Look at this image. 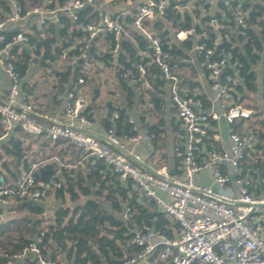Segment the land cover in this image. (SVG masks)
I'll use <instances>...</instances> for the list:
<instances>
[{"label":"built area","instance_id":"2783aa9c","mask_svg":"<svg viewBox=\"0 0 264 264\" xmlns=\"http://www.w3.org/2000/svg\"><path fill=\"white\" fill-rule=\"evenodd\" d=\"M8 1L12 11L0 20V61L10 80L9 91L0 102V143L14 130L20 129L32 138L43 136L51 142L63 141L76 148L79 157L69 162L55 155L33 163L16 180L0 187V213L30 200L36 205L44 203L52 191L66 185L62 168L77 171L103 164L117 174L121 183H133L139 201L154 203L173 225H178L173 237L152 225L138 227L131 239L138 251L126 254L118 262L105 261L104 264H137L139 261L145 264H264V226L254 218V213L260 209L258 205L264 204V180L261 183L249 172L243 174L242 168L251 136L229 128V147L219 149L216 143L221 135L213 128V122L221 119L233 127L239 119H250L252 110L240 104L230 106L222 113L203 109L200 102L181 86L178 61L164 48L161 37L145 24L148 19L162 18L173 3L181 0H141L132 15V25L150 44L140 50L139 61L124 68L122 74L119 72L126 81L157 71L167 82L184 136V142L174 148L180 174L171 173L167 167L152 169L146 166L138 148L143 142H151L155 135L147 125L140 129L133 118H129V122L136 132L131 135L120 136L113 127L106 129L102 137L90 133L93 117L89 116L86 97L78 88L86 82L84 76L58 96L64 101L61 120H41L23 91L25 80L15 63L17 55L12 50L16 45L20 46L19 49L23 45L29 48V36L24 25L43 27L69 18L85 37L83 48L86 50L78 58L83 56L82 60H90L92 57L87 51L99 37L110 43V52L113 51V42L120 43L126 33L120 19L104 15L96 20H82L81 12L89 7L95 8L96 0H65L54 7H47L50 0H45V5L28 7L19 0ZM207 1L233 10L236 26L231 29L232 32L237 37H247L250 28L248 12L241 9L242 3L247 0ZM15 28L19 31L9 36L8 32ZM191 34V30L181 29L176 32L175 38L185 41ZM196 49L203 57L216 98L227 97L243 81L236 73H229L233 65L231 55H216V48L208 47L204 42H200ZM82 71L89 74L85 69ZM262 89L264 91V83ZM45 163L54 164L57 171L47 179L38 177L35 172L38 166ZM227 166L231 167V174L225 172ZM208 170L212 171V183L199 182L198 176ZM129 211L130 208L126 207L122 217L128 218ZM44 236V231L35 233L5 264L27 259L38 264H58L43 257ZM1 255L3 250L0 248ZM152 256L155 258L151 259ZM103 259L106 260L105 257Z\"/></svg>","mask_w":264,"mask_h":264},{"label":"trees","instance_id":"16d2710c","mask_svg":"<svg viewBox=\"0 0 264 264\" xmlns=\"http://www.w3.org/2000/svg\"><path fill=\"white\" fill-rule=\"evenodd\" d=\"M19 1L28 7L43 4L45 0ZM50 1L47 7H54L56 3H62L65 0ZM189 1L191 0H185L184 3ZM178 4L179 2L173 3L162 18L153 21L155 34L161 37L164 48L169 50L172 55H176V46L168 44L172 39L169 31L164 28V21L171 22L172 26L178 30H189L194 27L197 34L202 35L207 32V37L201 39L200 42L206 43L208 47H215L216 55L230 54L233 68L229 69V73L234 74L237 71L238 76L243 79L242 83L245 88L256 92L257 74L254 67L264 61V6L261 3L251 4L248 0L243 2L241 9L248 12V22L250 24L247 37H238L237 40L233 37L232 41L224 40L222 44L215 46L213 20H216L217 24L223 22L226 26L234 24V11L221 6L227 19L221 20L223 17L220 14L214 17H204L202 18V23H207V25L202 28L199 23L193 24L188 14L182 15L177 9ZM235 6H237V3ZM94 10V7H89L81 12L82 20H91ZM11 11L12 6L9 1L0 0V20L5 19ZM197 16H199V13H197ZM132 21L133 17L128 18L129 23H132ZM59 25V35L63 39L69 40L68 43L64 44V47L70 46L72 44L71 39L75 35L71 34L70 30L72 29L73 33L76 32L73 28L74 23L69 18H63ZM56 26L54 24L49 25L44 27L42 31L34 26L30 29L33 33L26 31L25 33L29 36L28 46L34 49L36 54H40L44 50L45 58L51 57L54 59L51 54V46L56 40L54 36L57 31ZM225 30L224 28L221 29L223 34L226 32ZM18 31L19 29L15 28L10 30L8 34L12 36ZM44 33L45 36L42 35ZM69 36L70 38L67 39ZM132 36V39L123 37L118 45L116 42L112 43L113 49L119 47L120 50L118 60L123 67L120 69V74H122L124 68L139 61L140 50L147 48L150 44L149 40L140 32L132 31ZM79 46L68 54L70 56H80L83 50L86 49L83 48V45L81 49L78 48ZM19 48L20 46L16 45L12 53L17 55L15 63L21 76L25 78L31 55L26 48L22 49V53L19 54ZM89 55L92 57L90 60H100L105 65L112 66L114 56L111 52L99 55L93 46L89 51ZM83 63L84 60L77 64L74 73L71 72V69L56 73L58 92H65L67 84L73 78L72 75H74V83L81 76L88 78L82 71ZM119 81L122 90L126 92L128 104L130 106L133 105L135 93L121 75L119 76ZM30 87L24 82L23 91L25 94L31 93ZM236 88L241 90L242 85H238ZM200 98L205 108L210 106L209 101L205 98ZM151 101L156 108L161 109L162 100L152 97ZM87 111L89 116L92 117L90 106ZM114 113H117V117H114ZM129 118L125 108H116L114 105H110L108 113L103 119V124L106 129L113 127L120 136L131 135L136 131L133 128L134 125L129 122ZM162 125V119L157 123L147 124L149 131L155 135L152 140L155 145L163 135ZM16 132L17 135L13 134L0 143V187L16 180L33 163L45 161L55 155L69 162H74L79 157V151L63 141L51 142L43 136L32 138L24 134L20 129H17ZM1 134L0 128V136ZM25 138L28 139L27 142H24ZM29 144H31L30 147H28ZM243 166L245 167V165ZM260 169L261 171L263 170V168ZM253 170L251 172H254ZM35 172L38 177L45 179L57 173L56 166L52 163L38 166ZM246 172V168L243 169V174ZM61 174L66 181V185L56 189L55 196L63 202H67L66 199L68 198V202L74 204V206L71 207L70 203L58 206L50 219L42 217L44 208L39 205L26 203L24 206L14 207L13 209L21 212L23 216L3 222L0 221V248L3 250V255L0 256V264H5L9 257L20 251L27 244L29 238L40 231L45 232L42 245L43 257L58 264H62L59 260L61 254H64L71 264H104L105 261L108 263L118 262L126 254L138 251L139 248L131 243V239L134 230L144 225L160 228L169 237L175 235L178 225H173L163 213L157 210L154 203L139 201L137 199L138 191L134 189L133 183L131 181L121 183L117 174L113 173L105 165L99 164L96 167L80 168L77 171L62 168ZM100 199L108 203L110 209L104 208ZM126 207L130 208L129 216L128 218H123L122 214L125 212ZM58 252H60V255H58ZM154 258L155 256L151 257V259ZM31 264L37 263L33 260Z\"/></svg>","mask_w":264,"mask_h":264},{"label":"crops","instance_id":"0c3cea01","mask_svg":"<svg viewBox=\"0 0 264 264\" xmlns=\"http://www.w3.org/2000/svg\"><path fill=\"white\" fill-rule=\"evenodd\" d=\"M184 1L185 0L179 1L177 9L182 15L188 14L191 17L193 24H196L198 22L197 19H199V24L201 25L202 18L208 16L214 17L217 14H220L223 17L221 20L227 19V16L223 11L224 9L219 4H211L207 0H191L186 3H184ZM248 1L251 4L261 3L264 6L263 0ZM140 2L141 0H96V6L93 11L92 19H100L104 15L116 16L120 19L124 29L126 30L123 37L132 39V31L137 30L132 23L128 22V18L133 17L132 15L136 12ZM44 3L43 5L46 4ZM197 13H199V16H197ZM200 15H202V17L197 18L200 17ZM155 19H148L145 22L147 27L152 30L153 33H156L153 26V21ZM59 24L60 23L55 24L57 25V31L54 34L56 40L51 46V54L54 59L51 57L45 58L44 50H42L40 54H36L34 49L25 47L31 55V59L28 63L27 74L24 78L25 82L31 86V93L26 95L29 101L33 103L35 110L40 116V119L43 121L44 119H51L53 121L62 119L64 113V101L58 96L64 94L70 87L73 86L74 75H72L73 78L70 80L69 84H67L65 92L62 93L57 91L58 78L56 73L59 71H69L70 69L71 72L74 73L77 64L80 62L77 63L78 56H70L68 53L75 49L78 45H80L78 47L80 49L82 45L84 46V35L73 26L76 32L73 33L72 29L70 30L71 34H75L71 39L72 44L64 47V44L68 43L69 40H65V38L63 39L59 35ZM213 24L215 42L218 45L222 44L224 40L232 41L233 37H235L236 40L238 39V37L231 30L236 26V22L226 26L223 22L217 24L216 20H213ZM34 26L41 29V31L44 27H47H40L37 25L27 27L24 25L23 28L26 32L31 31L30 29ZM164 28L169 31L172 39L168 43L176 46V55L174 54L173 57L179 63L178 74L181 80V86L200 102L203 109L222 113L228 107L240 104L252 110V116L250 119H239L233 127H229L221 119L213 122V128L215 129L214 131L219 132L221 135L220 141L216 143L219 149H228L229 147V128H233L243 135L251 136V145L243 160L242 168H246L247 172L262 183V180H264V91L262 89L264 83V61H261L254 67L257 74L256 92L247 90L241 82V90L236 88L231 91L227 97L218 99L216 98L215 91L212 89L208 72L204 66L203 57L199 55L196 49L200 40L207 37V32H204L202 35L197 34L193 27L192 29H189L192 31L189 39L185 41H178L175 38V34L179 30L174 28L171 22L164 21ZM222 28L226 29L224 34L221 31ZM42 35L45 36V33ZM69 38L70 36L67 39ZM236 43L238 44V42ZM24 46L25 45L18 50L19 54L22 53ZM94 47L96 53L99 55L110 52V43L100 37L96 40ZM111 53L114 56L112 66L105 65L104 62H101L100 60H84L83 63V69L88 71L89 74L87 75L88 78L86 79V82L83 85H79L78 88L79 92L86 97L87 103L91 108L93 124L89 128L90 133L97 137H102L105 134L106 128L104 127L103 119L106 117L110 105H114L116 108H125L129 117L135 120L140 129H143L147 124L157 123L162 119L163 125L161 127L163 129V135L161 136V139L156 145L153 141L143 142L139 146L138 150L143 155L147 167L152 169L167 167L171 173L180 174V168L175 157L174 148L178 143L181 144L184 142V136L176 115L175 106L170 98L167 82L157 71L150 72L146 77H134L130 80H126L127 84L135 93L134 104L130 106L128 104L126 92L122 90L119 77L116 76V62L119 65V72L120 69L123 68L119 64V60L115 58L116 53H119L120 56L119 47L113 49ZM235 73L238 75L237 71H235ZM9 88L10 80L7 77L4 67L0 61V102L6 97ZM140 91L146 95V98L140 97V95L142 96ZM152 97L162 100L163 105L161 109L155 107L154 103L151 101ZM200 97L209 101L210 106L205 108ZM16 130H14L9 136L13 134L17 135ZM25 140L26 142L28 141L27 138H25ZM30 146L31 144H29L28 147ZM32 155L34 156V154ZM145 164L143 166H145ZM243 165H245V167ZM260 168H263V170L261 171ZM251 170L254 172H251ZM226 171L231 174V167L227 166ZM198 181L204 184L212 183V171L208 170L200 174L198 176ZM66 201H68V198ZM16 206H20V204ZM16 206H13L8 210L6 209L0 213V221L3 222L5 220L16 218L15 216L11 217V214L21 213L13 209ZM52 217L53 216L47 218L50 219ZM254 218L259 219L260 223L264 226V208L257 210L254 213ZM58 255H60V252ZM59 260L62 264H71L64 254L60 255ZM32 261L33 260L31 259H27L24 261H17L16 264H31ZM36 263L38 264L37 261ZM137 264L145 263L143 261H139Z\"/></svg>","mask_w":264,"mask_h":264},{"label":"rangeland","instance_id":"374dc122","mask_svg":"<svg viewBox=\"0 0 264 264\" xmlns=\"http://www.w3.org/2000/svg\"><path fill=\"white\" fill-rule=\"evenodd\" d=\"M195 14V13H194ZM202 17V15H200V17H197V18H201ZM197 23H200V20L199 19H197ZM207 25V23H202L201 25H200V27H202V28H204L205 26ZM142 91H140V93H141ZM142 94V96L140 95V97H142V98H146V95L144 94V93H141ZM117 97V96H116ZM100 201L102 202V205H103V207L104 208H106V209H110V206H109V204L108 203H106L105 201H103L102 199H100ZM44 203H45V207H44V213H43V217H45V218H47V217H50V216H53V214H54V211H55V208H57L58 206H60V205H67L68 203H70V202H63V201H61V200H57L56 198H55V196H54V191H52L46 198H45V201H44ZM70 206L72 207V206H74V204H72V203H70ZM12 216H15L16 218H19V217H21V216H23L22 215V213H19V214H11V217Z\"/></svg>","mask_w":264,"mask_h":264},{"label":"water","instance_id":"95a60500","mask_svg":"<svg viewBox=\"0 0 264 264\" xmlns=\"http://www.w3.org/2000/svg\"><path fill=\"white\" fill-rule=\"evenodd\" d=\"M89 51H90V50L87 51V54L89 53ZM89 57H91V56H89ZM118 57H119V53H116V54H115V58H116L117 60H118ZM83 58H84L83 56H81L80 58H78V59H77V63L81 62ZM116 76L119 77V65H118L117 62H116ZM25 142H26V140H25ZM233 178H234V177H232V179H233ZM1 180H2V178H1ZM29 203L34 204L35 201L30 200ZM25 204H26V202H22V203H20V206H24ZM35 204H36V203H35ZM37 204H38L40 207H44V203H43V202H39V203H37ZM258 207H259V208H264V204H260V205H258ZM56 249H57V246H56ZM58 254H59V252H58Z\"/></svg>","mask_w":264,"mask_h":264}]
</instances>
